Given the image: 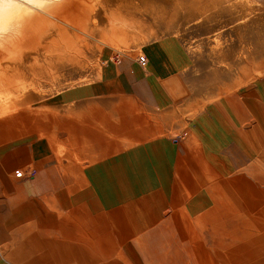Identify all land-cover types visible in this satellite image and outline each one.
<instances>
[{
	"label": "crops",
	"instance_id": "obj_1",
	"mask_svg": "<svg viewBox=\"0 0 264 264\" xmlns=\"http://www.w3.org/2000/svg\"><path fill=\"white\" fill-rule=\"evenodd\" d=\"M176 2L187 17L188 0ZM145 12L133 10L132 22L159 31L142 23ZM121 47L131 52L93 81L50 98L51 139L25 136L0 155V264H147L140 241L160 225L217 264L225 238L205 226L245 216L264 224V74L183 124L175 115L195 65L183 41Z\"/></svg>",
	"mask_w": 264,
	"mask_h": 264
},
{
	"label": "rangeland",
	"instance_id": "obj_2",
	"mask_svg": "<svg viewBox=\"0 0 264 264\" xmlns=\"http://www.w3.org/2000/svg\"><path fill=\"white\" fill-rule=\"evenodd\" d=\"M20 2L25 5L0 32V155L25 136L51 139L58 117L46 107L50 98L93 81L107 60L131 52L121 45L164 36L183 41L195 65L193 89L175 115L180 123L194 117L206 100L264 74V0H188L187 17L178 2L170 7L173 0ZM138 8L147 11L142 23L159 31L143 32L132 22L130 15ZM118 26L123 32L112 31ZM221 220L203 228L225 238L219 241L217 264H264V224L253 223L261 217ZM140 246L147 264H203L201 247L181 240L173 225L157 226Z\"/></svg>",
	"mask_w": 264,
	"mask_h": 264
},
{
	"label": "clouds",
	"instance_id": "obj_3",
	"mask_svg": "<svg viewBox=\"0 0 264 264\" xmlns=\"http://www.w3.org/2000/svg\"><path fill=\"white\" fill-rule=\"evenodd\" d=\"M23 7L18 0H0V32L6 30L10 21L16 17Z\"/></svg>",
	"mask_w": 264,
	"mask_h": 264
},
{
	"label": "built area",
	"instance_id": "obj_4",
	"mask_svg": "<svg viewBox=\"0 0 264 264\" xmlns=\"http://www.w3.org/2000/svg\"><path fill=\"white\" fill-rule=\"evenodd\" d=\"M139 62L142 65H146V63H147L146 57L144 55H139ZM15 175H16V177H23V171L20 169L16 170Z\"/></svg>",
	"mask_w": 264,
	"mask_h": 264
},
{
	"label": "water",
	"instance_id": "obj_5",
	"mask_svg": "<svg viewBox=\"0 0 264 264\" xmlns=\"http://www.w3.org/2000/svg\"><path fill=\"white\" fill-rule=\"evenodd\" d=\"M250 86H251V85H248V86L243 87V88L240 90V92H243V91L247 90Z\"/></svg>",
	"mask_w": 264,
	"mask_h": 264
},
{
	"label": "bare ground",
	"instance_id": "obj_6",
	"mask_svg": "<svg viewBox=\"0 0 264 264\" xmlns=\"http://www.w3.org/2000/svg\"><path fill=\"white\" fill-rule=\"evenodd\" d=\"M23 1V0H22ZM28 1V0H27ZM18 2H20V0H18ZM25 4L23 3V6H24ZM33 5V4H32ZM23 8V7H22ZM28 8V7H27ZM21 17V16H20ZM27 17V16H26ZM19 21H21V20H19ZM22 21H23V19H22ZM23 23V22H22ZM19 25V24H18Z\"/></svg>",
	"mask_w": 264,
	"mask_h": 264
}]
</instances>
